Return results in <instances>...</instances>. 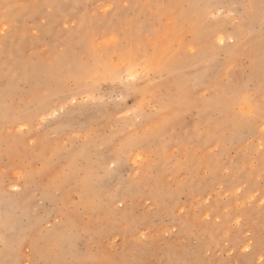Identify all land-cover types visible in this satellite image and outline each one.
Returning a JSON list of instances; mask_svg holds the SVG:
<instances>
[{"label":"rangeland","instance_id":"1","mask_svg":"<svg viewBox=\"0 0 264 264\" xmlns=\"http://www.w3.org/2000/svg\"><path fill=\"white\" fill-rule=\"evenodd\" d=\"M0 253L264 264V0H0Z\"/></svg>","mask_w":264,"mask_h":264},{"label":"snow or ice","instance_id":"2","mask_svg":"<svg viewBox=\"0 0 264 264\" xmlns=\"http://www.w3.org/2000/svg\"><path fill=\"white\" fill-rule=\"evenodd\" d=\"M157 71L158 69L148 61L127 58L113 72L111 79L101 82L100 91L103 94L101 102L119 105L127 101L125 106L130 105L132 101L140 99L141 86L151 80Z\"/></svg>","mask_w":264,"mask_h":264},{"label":"bare ground","instance_id":"3","mask_svg":"<svg viewBox=\"0 0 264 264\" xmlns=\"http://www.w3.org/2000/svg\"><path fill=\"white\" fill-rule=\"evenodd\" d=\"M166 64V63H165ZM158 65V64H157ZM163 67V66H162ZM11 85V84H10ZM8 87H10V86H8ZM184 87V86H183ZM182 93V92H181ZM65 235V234H64ZM8 246V248H9V245H7ZM7 251V250H6ZM12 251V250H11ZM1 254V253H0Z\"/></svg>","mask_w":264,"mask_h":264}]
</instances>
